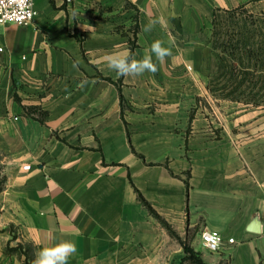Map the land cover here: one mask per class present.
I'll return each instance as SVG.
<instances>
[{"label":"crops","instance_id":"crops-1","mask_svg":"<svg viewBox=\"0 0 264 264\" xmlns=\"http://www.w3.org/2000/svg\"><path fill=\"white\" fill-rule=\"evenodd\" d=\"M236 7L264 0H34L30 23L0 24V264L61 241L68 264H193L180 240L264 264V105L209 89L213 14ZM155 40L172 52L156 73L107 67Z\"/></svg>","mask_w":264,"mask_h":264},{"label":"trees","instance_id":"trees-1","mask_svg":"<svg viewBox=\"0 0 264 264\" xmlns=\"http://www.w3.org/2000/svg\"><path fill=\"white\" fill-rule=\"evenodd\" d=\"M212 24L215 70L210 91L222 98L264 104V12L255 15L243 7L215 9ZM140 198L150 208L141 195ZM180 241L185 252L183 259L208 264L187 241ZM22 264L29 263L24 260Z\"/></svg>","mask_w":264,"mask_h":264},{"label":"clouds","instance_id":"clouds-1","mask_svg":"<svg viewBox=\"0 0 264 264\" xmlns=\"http://www.w3.org/2000/svg\"><path fill=\"white\" fill-rule=\"evenodd\" d=\"M2 2V0H0ZM15 2V0H13ZM158 20H150L147 25H144L142 30L150 32ZM169 43H174V38L170 37ZM171 48L165 47L162 40H155L151 46L150 51L143 59H130V53L114 52L105 57L107 67L117 72L118 75L124 77H136L145 72L156 73L158 71L157 64L153 62V55L161 64L164 63L165 58L171 56ZM76 65L74 64V67ZM205 239L210 241L213 246H218L220 237L217 234L212 236H205ZM77 249L72 241H61L51 246L42 247L36 254L33 264H68L69 258L75 255Z\"/></svg>","mask_w":264,"mask_h":264},{"label":"built area","instance_id":"built-area-1","mask_svg":"<svg viewBox=\"0 0 264 264\" xmlns=\"http://www.w3.org/2000/svg\"><path fill=\"white\" fill-rule=\"evenodd\" d=\"M34 0H2L0 2V24L11 22L16 24H28L35 15ZM25 165L24 168H28ZM217 234L220 237V243L218 246H213L210 241L205 239V236H212ZM200 240L202 246L211 252H217L221 249L224 238L221 233L215 229L203 228L200 233ZM234 239L232 237L227 239L228 243H232Z\"/></svg>","mask_w":264,"mask_h":264},{"label":"water","instance_id":"water-1","mask_svg":"<svg viewBox=\"0 0 264 264\" xmlns=\"http://www.w3.org/2000/svg\"><path fill=\"white\" fill-rule=\"evenodd\" d=\"M251 227L249 228L250 230L253 231H258V226H259V220L257 217H253V219L251 220Z\"/></svg>","mask_w":264,"mask_h":264},{"label":"rangeland","instance_id":"rangeland-1","mask_svg":"<svg viewBox=\"0 0 264 264\" xmlns=\"http://www.w3.org/2000/svg\"><path fill=\"white\" fill-rule=\"evenodd\" d=\"M263 104V103H262ZM264 105V104H263ZM189 237H191L190 235H189Z\"/></svg>","mask_w":264,"mask_h":264}]
</instances>
